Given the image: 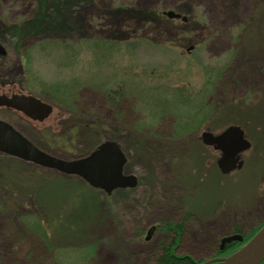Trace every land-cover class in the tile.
<instances>
[{"label": "rangeland", "instance_id": "obj_1", "mask_svg": "<svg viewBox=\"0 0 264 264\" xmlns=\"http://www.w3.org/2000/svg\"><path fill=\"white\" fill-rule=\"evenodd\" d=\"M65 2L33 35L36 0H0V78L54 105L42 123L0 118L66 160L115 140L138 185L107 193L0 153V264H155L166 221L183 222L178 255L227 251L264 221V0ZM234 123L251 145L226 173L198 135Z\"/></svg>", "mask_w": 264, "mask_h": 264}, {"label": "water", "instance_id": "obj_2", "mask_svg": "<svg viewBox=\"0 0 264 264\" xmlns=\"http://www.w3.org/2000/svg\"><path fill=\"white\" fill-rule=\"evenodd\" d=\"M164 14L169 18L186 16L166 10ZM192 46L188 47V51ZM0 52H4L0 45ZM0 105L11 106L22 111L31 119L44 121L53 110L51 103L39 100L35 96H25L16 91L11 97L0 92ZM204 144H210L220 151L218 166L222 172H231L239 166V154L250 147V141L244 136V131L238 125H229L221 133L214 134L208 130L201 133ZM0 152L19 157L65 174H74L84 179L89 185L110 193L116 188L134 187L137 185V176L124 173L123 166L126 157L115 140L100 142L87 155L66 160L51 155L34 145L21 132L8 122L0 119ZM155 226H151L145 239L151 238ZM242 241L243 235L233 233L222 237L220 248L231 241ZM264 260V225L239 249L226 257H215L201 264L220 261V264H260Z\"/></svg>", "mask_w": 264, "mask_h": 264}, {"label": "trees", "instance_id": "obj_3", "mask_svg": "<svg viewBox=\"0 0 264 264\" xmlns=\"http://www.w3.org/2000/svg\"><path fill=\"white\" fill-rule=\"evenodd\" d=\"M63 3H66L65 0H36V5L38 7V10L35 14V17L29 20V26L26 28L30 32H33V35L44 34L46 33L47 28L57 29V27L54 26V22L57 20L58 17H60L59 15L62 12V10H60L61 6L59 7V5H62ZM55 7H58L59 11L55 10ZM50 11L53 13H51ZM60 25L61 23L57 24L56 26L60 27ZM33 27L34 29H32ZM14 28H18V26L14 25ZM30 50L31 48L28 47V50L25 53V55L28 58H30V55H31ZM60 111L63 112V110H60ZM10 157L16 158L13 156H10ZM21 161L35 165L33 163L26 162L24 160H21ZM263 225H264V221L258 226H256L253 230H251L248 234L244 235L243 240L241 242L239 241L236 242L234 246H232L233 242L228 243L227 251H222L218 249L215 255L218 257L230 255L231 253L239 249L242 245H244ZM182 228H183V222L173 223V224L169 221L163 222V229L164 230H169V229L174 230L175 237L168 244H162L159 247V254L156 256L155 264H201L202 263V262L198 263L192 256L188 254L178 255L175 253V248L178 243L177 236L181 233ZM237 232L241 233V230H237ZM209 264H220V262H213ZM260 264H264V260Z\"/></svg>", "mask_w": 264, "mask_h": 264}, {"label": "flooded vegetation", "instance_id": "obj_4", "mask_svg": "<svg viewBox=\"0 0 264 264\" xmlns=\"http://www.w3.org/2000/svg\"><path fill=\"white\" fill-rule=\"evenodd\" d=\"M187 20V19H186ZM186 20H184L183 22H186ZM2 55H4V52H0V57H2ZM16 91H20L22 94H24L25 96H34L30 91H28V90H26L20 83H18L17 81H14V80H11V79H9V78H6V77H1L0 78V92H2V94H4L6 97H11L12 96V94L14 93V92H16ZM38 99H40V100H43V101H45L44 99H42V98H40V97H38ZM53 108H54V105H53ZM0 110H11V111H14L15 113H17V114H19L21 117H23L24 119H27L28 121H30V122H38L37 120H34V119H31L29 116H27L26 114H24L22 111H20V110H18V109H15V108H13V107H11V106H7V105H0ZM0 119H2V118H0ZM2 120H4V119H2ZM46 121V120H45ZM8 122V121H7ZM43 122V121H42ZM42 122H39V123H42ZM10 123V122H9ZM10 124H12V123H10ZM234 124H236V123H234ZM13 125V124H12ZM230 124H228L227 126H229ZM238 125V124H237ZM14 126V125H13ZM226 126V127H227ZM16 129H17V127L16 126H14ZM226 127H224V128H226ZM241 127V126H240ZM224 128L223 129H221V130H218V131H216V130H211L210 128H205V129H203L202 131H201V133L204 131V130H208V131H210V132H212V133H214V134H219V133H221L223 130H224ZM242 128V127H241ZM243 129V128H242ZM20 131V130H19ZM243 131H244V136L247 138V136H246V133H245V130L243 129ZM201 133H200V135H198V138L200 139V141H201V144L202 145H205V146H208V147H210V148H212V149H214L213 148V146L212 145H210V144H204L203 142H202V140H201ZM248 139V138H247ZM249 140V139H248ZM251 143V142H250ZM215 151H218V153H219V155H220V151L219 150H217V149H214ZM241 164H242V160H241V153L239 154V166L237 167V168H235V169H238V168H240L241 167ZM127 188H129V189H132V188H134V187H127ZM157 222H155V223H152L148 228H147V230H146V234H147V231H148V229L151 227V226H155V228H154V230H153V233H152V236H151V238L150 239H148V240H146L145 238H144V240L146 241V242H149V241H151L152 239H153V234L157 231V229H158V226H157ZM146 234L144 235V237L146 236Z\"/></svg>", "mask_w": 264, "mask_h": 264}]
</instances>
